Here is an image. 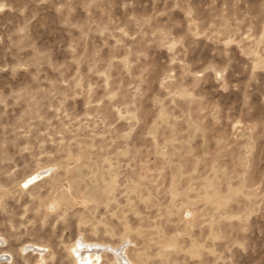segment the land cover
Returning <instances> with one entry per match:
<instances>
[{"label": "rangeland", "instance_id": "374dc122", "mask_svg": "<svg viewBox=\"0 0 264 264\" xmlns=\"http://www.w3.org/2000/svg\"><path fill=\"white\" fill-rule=\"evenodd\" d=\"M77 242L264 264V0H0V264Z\"/></svg>", "mask_w": 264, "mask_h": 264}, {"label": "bare ground", "instance_id": "6f19581e", "mask_svg": "<svg viewBox=\"0 0 264 264\" xmlns=\"http://www.w3.org/2000/svg\"><path fill=\"white\" fill-rule=\"evenodd\" d=\"M38 175L39 174H36L35 176H38ZM80 244H81L80 242H77L76 243V246L75 247L77 248V250H73V248H72V250H73V256L75 258V263L76 264H96V263H94V260L92 258L94 256V252H96L98 250V248H93V247L92 248H88V247L87 248H84V247H81ZM32 247H35V246H32ZM113 251H114L115 254H117V259L120 260V262H122V264H125V260H124L125 258L122 257L123 254L121 253V250L116 251V250L113 249ZM2 256L3 255H1V257ZM1 257H0V260L3 259ZM96 259H98V258H96Z\"/></svg>", "mask_w": 264, "mask_h": 264}]
</instances>
